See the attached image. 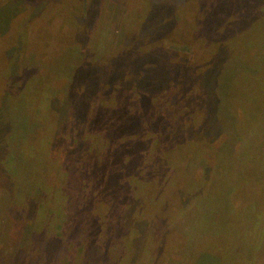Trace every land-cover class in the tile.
Returning a JSON list of instances; mask_svg holds the SVG:
<instances>
[{"label": "rangeland", "instance_id": "rangeland-1", "mask_svg": "<svg viewBox=\"0 0 264 264\" xmlns=\"http://www.w3.org/2000/svg\"><path fill=\"white\" fill-rule=\"evenodd\" d=\"M76 1L75 15L67 8L52 22L38 6L0 0V264H264V30L255 35L257 28H228L246 39L247 48L191 80L184 75L193 67L171 54L193 62V47L166 40V61L136 82L141 98L131 108L145 103L146 117L128 109L108 128L103 115L91 110L102 98L100 86L92 95L78 90L85 94L70 100L77 85L71 72L101 68L114 50L126 49L117 45L123 34L116 33L115 20L122 16H112L113 1L104 10L97 1L93 14L90 0ZM195 4L188 9L193 17L199 14ZM158 7L168 13L171 0ZM88 18L96 38L89 34L85 44L66 47L59 38L76 24L85 28ZM46 33L52 38L44 48L38 37ZM38 52L46 54L39 58ZM207 63L195 62L193 69L204 71ZM127 117L133 119L118 129ZM25 164L36 167L28 181L35 205L76 189L83 203L90 191L97 194L98 210L112 209L119 193L117 204L126 202L120 209L124 226L107 221L99 227L94 213H85L74 222L82 227L77 233L61 236L70 228L66 220L50 225L37 218L27 235L20 216L29 204L18 176ZM56 165H77L85 176L70 181ZM108 183L110 191L103 188Z\"/></svg>", "mask_w": 264, "mask_h": 264}, {"label": "trees", "instance_id": "trees-1", "mask_svg": "<svg viewBox=\"0 0 264 264\" xmlns=\"http://www.w3.org/2000/svg\"><path fill=\"white\" fill-rule=\"evenodd\" d=\"M21 1L25 6L29 4L33 5V8L38 6L40 10L39 12L41 14L51 15L52 22L53 18L58 17L60 19V16H62L61 13L64 12L67 8L69 9V13H71L72 15H75L77 13V10L79 9L76 0H63V2L61 0H57L58 7L55 9H53L54 0H50V3L49 0ZM97 1L100 0H90V14H93L92 9ZM101 1V10L102 8L104 10L103 4H105L106 6V4H110L112 1L115 2L114 5H116V9L113 11L112 16L116 18H118V16H122L121 20H115V22L117 23L116 33L118 34V36L123 34V36L119 37L117 45H119V47L122 46L126 49L114 50V52L109 57L110 59H108L105 64L101 65V68L98 67L99 70L97 67H89L90 65H88V69H83L82 67L79 70L72 71V80L76 81L77 85L75 84L74 86H72L70 92V100H72L74 94L78 90H80V92H86V90L89 89L88 93L92 95L95 93L93 91L94 88L96 86H100L102 98L99 97L95 101V105L91 108V110L94 108V110H97L101 115H103V126H106L108 128L112 127L111 118L116 117V115H121L120 113L122 112H127L128 109H132L131 111H133L135 116L138 115L141 120L146 117L148 109L145 106V103H141L140 106L137 107L135 105V111L133 107L131 108L133 104L132 101L137 97L141 98L139 97L141 95L139 83L136 82L143 79L145 77L144 75H146L147 73L150 74L151 71L162 66L163 61H166V57H163V54H167L164 46L166 40H173L175 42L177 41L185 46L193 47L196 58L193 62L188 61V58L185 57L180 58L178 54H171L172 57L182 59L181 63H185L187 61L185 66H188V70L190 66L194 68L193 64H195V62H203L204 64L208 62L207 67L204 68V71L199 68H195V70L192 68L190 72H187L184 75V79L191 80L194 74L196 76L198 75V78H203L204 74L210 71L209 68L211 64H219L225 61V58H232V56L235 54L233 50L238 51L245 50L247 48L248 44L246 42V39H242L238 35L229 33V30H227L228 28L232 30L237 27L241 31L243 29L245 31H248L247 29L253 30L257 28L255 35L258 33V31L262 32V30H264V22H261V20L264 19V0H194L196 2L195 13H199L198 16L195 15V17L191 16V14L193 13L191 12L190 14V10H188L190 8L189 4L192 3L193 0H171V8L169 9L170 11L168 13L165 11L166 13L164 14L158 7L162 0H125V2L127 3H123V0ZM35 3L37 5H35ZM53 11L55 12L53 13ZM21 15L27 16V11L23 7V5L21 7ZM92 16L93 15H90V20H92L93 25L94 19H92ZM89 26L90 21L88 18L85 28L76 24L74 29L69 28L65 32V36L59 39L61 41H64L66 47H73L74 45L79 44L81 41H83V43L85 44L87 40H90V38L88 37L89 34H94L95 36H97L95 27L93 26L91 28ZM130 28H133L131 32ZM47 34L48 33L38 37V43L40 45H43L44 48L49 46L50 43L51 36ZM95 36L93 37L96 38ZM57 38L58 37H56V39ZM41 40H43V43H41ZM228 41L234 43L235 45ZM37 49H39V46ZM43 52H38L39 58H41V56L44 57L46 52ZM58 52H60V50ZM68 52L70 55L71 53L74 55L77 53L75 50H69ZM80 54L83 55L84 53L81 52ZM82 62L84 63V60H81L80 63ZM40 72L41 71H39V73ZM27 75L28 73L25 76L27 77ZM45 81L46 80L42 82ZM39 85H41L39 86V88H43L41 83H39ZM205 85L204 88H206ZM34 88L36 89V87ZM76 94H78V92ZM84 94L79 93L78 95L81 96ZM128 119L129 120L119 124L118 129L122 128L121 125L130 123L133 118ZM190 124H192V122ZM106 127H104L103 130ZM26 155L20 152V156L23 159L26 157ZM70 160H72L71 163H77V156L75 155L73 157V155H71ZM73 167L74 170L72 169ZM35 168L36 167H34L33 165L31 166L25 164L24 166L22 165V167L18 171V176L22 178L21 188L24 192H28H23V194H25L26 196L25 202L29 204V210H24L22 212V215L20 216L21 219L27 222L25 226V233L27 235L28 232L30 233V225H33L35 227V225L38 224L37 221L41 219L49 222L50 225H53V223L57 221L66 220V222L70 224V228L67 231L63 232L61 236H63L66 232L67 234L72 232L77 233L78 228L80 227L77 226L78 224L75 225L74 222L77 223V220L79 221L82 215L85 213H94V218L96 219L95 224L99 225V227L101 225H104L107 221L108 224L106 225L116 223L115 225L124 226L121 225L123 216H121L122 214L120 212V209L125 206L126 202L117 204L119 200L123 199L121 195H118L119 193L116 194L118 196V199L115 200L116 203L113 202V208L111 209L109 206H107L106 208H102L103 211L98 210V201H96L98 198L97 194L95 195L93 192L86 191L84 193L86 197L84 196L85 200L83 203V198L81 199V194L77 193L76 189V193H72L71 191H67L66 189L65 194L69 196L68 198L65 194L62 197L58 194L54 195V197H52V200L47 199V203H44V199L40 198L39 206H37L38 204L35 205V203H33L32 201V189H29L30 184L28 182L33 179L32 172L35 171ZM61 168H63V170L65 169L66 172H68L70 181H72V178L74 176H79L78 173H80L82 177L85 176L82 174V172H77V165H72L71 169L70 167L66 169L62 165H56L54 167V169H59V173L61 171ZM46 172V174L50 173L49 170ZM26 182L28 183L27 188ZM110 187V184L109 187L103 186V188L107 191H110ZM68 188H70V186H68ZM73 188H75L74 185ZM128 195L130 196L131 194ZM136 197L137 196H133V200H135ZM89 203L92 204L93 208L88 206ZM77 207H84V210L80 212L77 210ZM104 210H106L107 212H105ZM37 218L39 219L37 220ZM111 221H113V223H110ZM43 232H45V230H43ZM85 232L87 233L85 235V238L89 237L88 232ZM26 238L28 237L24 236L22 240ZM118 239L122 240L119 236ZM179 245L180 243H178L173 248H175L176 250ZM3 250L5 252L7 250L12 251V249L9 248ZM106 251L107 248H105L104 245L103 248H101L102 256L106 254Z\"/></svg>", "mask_w": 264, "mask_h": 264}]
</instances>
